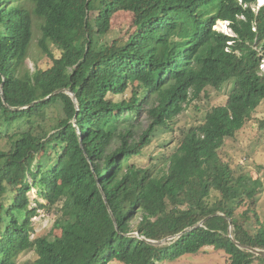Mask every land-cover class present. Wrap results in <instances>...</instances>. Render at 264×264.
Here are the masks:
<instances>
[{
	"label": "trees",
	"instance_id": "1",
	"mask_svg": "<svg viewBox=\"0 0 264 264\" xmlns=\"http://www.w3.org/2000/svg\"><path fill=\"white\" fill-rule=\"evenodd\" d=\"M256 1L0 0V133L28 124L0 147V264L28 250L33 260L22 264H158L204 246L226 253L225 264L264 263L249 250H264V183L220 153L264 100ZM117 11L133 14L134 30L106 42ZM218 20L230 34L213 27ZM37 30L51 63L31 72ZM226 84L225 102L186 130L165 169L128 162L205 88ZM56 103L63 115L47 133L40 119ZM32 187L39 207L60 203L59 235L30 238Z\"/></svg>",
	"mask_w": 264,
	"mask_h": 264
},
{
	"label": "rangeland",
	"instance_id": "2",
	"mask_svg": "<svg viewBox=\"0 0 264 264\" xmlns=\"http://www.w3.org/2000/svg\"><path fill=\"white\" fill-rule=\"evenodd\" d=\"M259 3V4H258ZM259 0L252 7L256 10L260 6ZM133 14L129 11H117L111 16L110 28L104 35L103 40L111 42L112 39L125 40L127 36L134 30L133 28ZM228 22L216 21L213 27L222 32L231 33ZM218 26V27H217ZM39 37V30L33 33L32 40L25 59V65L32 72L36 66L45 68L50 65L49 56H45L40 52L37 45ZM50 50L54 57L59 56V50L50 45ZM264 59L261 61L263 67ZM228 85L222 86L219 90L207 87L200 94L199 98L193 100L172 120L167 121L165 127L159 128L152 137L151 142L144 148V150L137 156L130 158L129 163L135 166L147 168L153 172L158 171L159 168L165 169L167 166L168 154L175 149L182 139L186 130L196 125L203 114L211 107L223 104L227 98ZM70 92V91H69ZM129 92L123 95H116L113 99H120L128 97ZM75 102L76 100L73 99ZM77 106V105H76ZM63 112L61 106L56 103L43 111V116L40 119L44 126L45 132H51L57 121L62 117ZM264 117V100L256 107L252 116L245 122L243 127L233 136L223 139V146L221 147V157L229 162L235 169L240 168L242 171H247L256 174L264 183V128L260 127V122ZM39 120V118L37 119ZM143 116L138 121H142ZM143 125L146 123L142 121ZM28 128V124L21 126H12L9 129L2 128L0 133V147L8 144V137L11 132H21ZM14 139V138H13ZM114 138L113 145H117L119 139ZM50 157L45 159V155H39V159H34L33 162L49 161ZM37 188L32 187L28 192L30 206H37L36 215L30 220L31 231L30 238H36L45 234L59 235L60 229L55 226V221L60 217L59 212L60 203H56L51 208L39 207L38 203H45L43 198L37 194ZM257 212L261 217H264V188L257 193ZM133 220H136L135 218ZM175 238V237H172ZM172 238L165 239L161 244L167 243ZM34 254L31 250L21 253L16 258V264L30 262L33 260ZM227 261V254L222 250L214 249L211 246H204L196 253L184 254L173 260H164L158 264H225ZM256 264H264L257 262Z\"/></svg>",
	"mask_w": 264,
	"mask_h": 264
},
{
	"label": "water",
	"instance_id": "3",
	"mask_svg": "<svg viewBox=\"0 0 264 264\" xmlns=\"http://www.w3.org/2000/svg\"><path fill=\"white\" fill-rule=\"evenodd\" d=\"M73 99H75V98L73 97ZM200 223H201V221L198 222V224H200ZM179 234H180V233H177V234L173 235V237H177V236H179ZM229 234H230V236L232 237V225H231V224H230V226H229ZM168 238H172V236H168L167 238H164V239H161V240H151V239H147V240H148L150 243H153V244H161V242H162L163 240L168 239ZM232 239H233V237H232ZM233 240H234V239H233ZM234 241H235V240H234ZM249 250L255 252L257 255L264 256V250H262V249H257V248L249 247Z\"/></svg>",
	"mask_w": 264,
	"mask_h": 264
},
{
	"label": "clouds",
	"instance_id": "4",
	"mask_svg": "<svg viewBox=\"0 0 264 264\" xmlns=\"http://www.w3.org/2000/svg\"><path fill=\"white\" fill-rule=\"evenodd\" d=\"M264 3V1L262 2V4ZM262 4H260V5H262ZM218 21H224V22H228V21H226V20H218ZM227 25H228V23H227ZM225 33H227V32H225ZM261 65V64H260ZM262 69H264V65H263V67L262 66H260ZM72 97H74L73 95H71ZM75 98V97H74Z\"/></svg>",
	"mask_w": 264,
	"mask_h": 264
},
{
	"label": "bare ground",
	"instance_id": "5",
	"mask_svg": "<svg viewBox=\"0 0 264 264\" xmlns=\"http://www.w3.org/2000/svg\"><path fill=\"white\" fill-rule=\"evenodd\" d=\"M264 0H259L260 3H262ZM259 4V3H258ZM220 22H224V21H220ZM218 27V26H217Z\"/></svg>",
	"mask_w": 264,
	"mask_h": 264
}]
</instances>
